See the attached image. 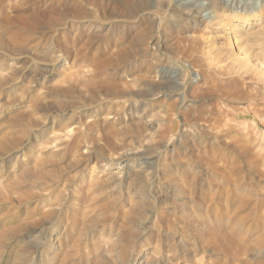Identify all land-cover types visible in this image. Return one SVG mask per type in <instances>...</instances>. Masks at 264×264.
<instances>
[{
    "label": "rangeland",
    "instance_id": "rangeland-1",
    "mask_svg": "<svg viewBox=\"0 0 264 264\" xmlns=\"http://www.w3.org/2000/svg\"><path fill=\"white\" fill-rule=\"evenodd\" d=\"M121 1L0 0V126L7 105L18 106L12 115L44 111L0 158V215L19 204L18 216H0V232L19 221L30 229L6 237L0 261L25 246L34 249L19 264H122L108 250L129 212L135 264H264V246L252 242L264 220V159L230 173L203 159L229 126L264 154V119L253 112L264 109V0H188L217 11L211 21L181 2ZM103 3L121 11L103 17ZM119 40L127 55L111 58ZM219 146L230 158L227 143ZM185 168L195 193L184 192ZM227 195L245 199L219 230L242 222L229 239L248 257L201 243Z\"/></svg>",
    "mask_w": 264,
    "mask_h": 264
},
{
    "label": "bare ground",
    "instance_id": "bare-ground-1",
    "mask_svg": "<svg viewBox=\"0 0 264 264\" xmlns=\"http://www.w3.org/2000/svg\"><path fill=\"white\" fill-rule=\"evenodd\" d=\"M124 1L127 0H122L121 2L123 3ZM170 1H174V2H181L182 5H188L187 7H189L188 9L193 12V15L195 16H202L206 19H209L210 21L214 18L217 17L216 15L218 14L217 11L214 10H209L208 8H204L203 5L197 4L196 6H191L188 0H170ZM114 5L110 6L107 3H103L102 5H100L101 8H98L96 11L100 12L101 15H103V17L111 15L113 13V11H121V8L119 6H117V3H113ZM124 4V3H123ZM180 4V6H181ZM176 5V4H175ZM133 7L134 6H128L127 7V12L131 13L133 11ZM96 9V8H95ZM216 9V8H215ZM163 13V12H162ZM100 17V16H98ZM102 17V16H101ZM100 18V20L98 19V21L100 22H106L104 19H109V18H104L103 19ZM194 17V16H193ZM163 18V17H162ZM111 19V18H110ZM161 20V19H159ZM103 24V23H102ZM222 24V23H221ZM219 25V24H218ZM224 27V26H223ZM61 28V27H60ZM235 29V28H234ZM238 31V30H237ZM146 34V33H145ZM236 34V33H235ZM156 35V34H155ZM156 37V36H155ZM152 39L151 37L149 38V40ZM90 40V39H89ZM141 40V39H140ZM120 41V40H119ZM118 41V42H119ZM245 41V40H244ZM121 41L118 43V45L113 46V49L118 51L117 53H119V55H111V58L114 57H125L127 55V53L121 49ZM92 45V44H91ZM132 46V45H131ZM127 48V47H126ZM82 51V50H81ZM80 51V53H81ZM115 51V52H116ZM140 52V51H139ZM140 56V55H139ZM76 57V56H75ZM109 57V56H108ZM130 60V59H129ZM133 60V59H132ZM107 62V61H105ZM154 66V65H153ZM98 67V66H96ZM149 72V71H148ZM148 74V73H147ZM12 81V80H11ZM1 84V83H0ZM88 84V83H87ZM89 86V84L87 85ZM2 88V86H0ZM117 87V86H116ZM188 87V86H187ZM56 88V87H55ZM106 91V90H105ZM131 91V90H130ZM177 92V91H176ZM95 93V92H94ZM114 93V92H112ZM58 94V93H57ZM181 94V102L180 105L183 107L185 106L188 101H187V97L185 96V90L183 88V91ZM111 95V94H110ZM135 95V94H134ZM1 97V96H0ZM121 97H125L127 99L132 98V95L126 94V96H119V98ZM1 99V98H0ZM8 101V100H7ZM60 103V102H59ZM9 104V103H8ZM2 106V104H0ZM258 105V104H257ZM8 109H7V123L5 126L1 127L0 126V158L3 157H10V153L12 151H14V149L18 146L20 139H22L19 135V133L24 134L25 132V127H23V124L26 123L27 121H29L32 116H38L41 113H43V108L42 107H36L33 112H31L28 116H24L21 114H9L11 112H15V110H17L16 108L18 106H14V107H10L9 105ZM41 106V105H40ZM57 106V105H56ZM59 106V105H58ZM5 108V107H4ZM253 110V109H251ZM2 111V110H1ZM0 111V112H1ZM19 112V111H18ZM253 112L255 113L256 116H258L259 118H263L264 119V109L256 107V109L254 108ZM5 113V112H4ZM253 113V114H254ZM3 114V113H1ZM191 115V114H190ZM79 116V115H78ZM208 118V117H207ZM85 120V119H84ZM6 121V120H5ZM216 121V120H215ZM218 121V120H217ZM43 122V121H42ZM220 122V121H219ZM262 123V122H261ZM4 124V123H3ZM201 124V123H200ZM258 124V123H257ZM42 125V123H41ZM83 125V124H82ZM214 126V125H213ZM220 126V125H219ZM87 128V127H86ZM218 128V127H217ZM238 128V127H237ZM236 128V126H229L226 130L224 131H217L218 133H216V137L214 138L213 142V150L210 149V151L208 152H203V155H205L206 157L203 156V159L205 163L207 164V167L213 172H219L221 171L222 173L225 172V169L227 168V170H238L240 172V170H242V168L244 166L248 167V168H252V167H258L261 163V161L264 159V154H262L261 152H257L256 150L253 149V147L250 145L248 138H244L242 136V134L240 133V131ZM170 129V128H169ZM215 129V128H214ZM195 130V129H194ZM219 130V129H218ZM78 131V130H77ZM201 134V133H200ZM199 132L197 133L196 138L195 139H199L200 136ZM194 136V135H193ZM203 138V137H202ZM191 139V138H190ZM193 139V140H195ZM225 142L227 143V147L225 150H228L229 153L231 154V157L228 159H225L224 156V152L223 150H220L221 147L219 146L220 142ZM207 144V143H206ZM188 145V144H187ZM190 148V147H189ZM209 150V149H208ZM209 156V157H208ZM262 164V163H261ZM204 169V168H203ZM246 169V168H245ZM182 170V169H181ZM247 170V169H246ZM230 171V172H231ZM252 171V170H251ZM190 171L185 168L182 172L180 177L183 180L185 189L184 192L188 191L191 193H195V187L197 185L196 180H194L193 178L190 180L189 177L190 176ZM229 172V171H226ZM225 172V173H226ZM229 172V173H230ZM253 172V171H252ZM224 173V174H225ZM259 173V172H258ZM258 175V174H257ZM261 175V173H260ZM263 175V174H262ZM169 176V175H168ZM222 176V175H221ZM259 177V176H258ZM195 178V177H194ZM263 178V177H262ZM228 179V178H227ZM260 179V178H259ZM189 180V181H188ZM262 181V180H261ZM191 186V188H190ZM190 188V189H189ZM183 191V190H182ZM186 192V193H188ZM3 195V194H2ZM218 195V194H216ZM223 195V194H221ZM63 196V195H62ZM228 196V195H227ZM179 197V196H178ZM209 197V196H208ZM214 197V196H212ZM249 197V196H248ZM3 198V197H2ZM196 198V197H195ZM218 198V197H217ZM216 198V199H217ZM222 198V197H220ZM206 199V198H205ZM223 199V198H222ZM244 197H242L240 200L236 199L234 196H228L226 197V199H224V201L220 204L222 206L221 208V213L220 214H216L217 211L213 212L212 210V218H210V222L208 223L210 226V228L206 229L205 231H203V234L200 237L201 243L204 247V250H208L209 252H213L214 249L215 250H219L221 248V246L223 245H227L225 249V251H231L232 255L234 257H239L241 255H246L247 257L249 256V249L246 246H234L233 243L230 241L229 238L232 239L231 235H235V233L238 231L240 232L242 230V222L240 223H236L232 228H230V231L226 232V231H222L219 230V226L222 222H225V220H229V213L228 211L230 210L231 204H235L234 207H236V205H239L242 203V201H244ZM40 200V198H39ZM59 200V199H57ZM197 200V199H196ZM207 200V199H206ZM229 200L228 205H226L225 207H223L227 201ZM55 201V200H54ZM61 201V200H60ZM4 202V201H0ZM13 202V201H11ZM36 202V201H35ZM198 203V202H197ZM217 203V202H216ZM245 203V202H244ZM3 204V203H2ZM7 204V203H6ZM212 204V203H209ZM21 205V203H20ZM23 205V204H22ZM38 205V204H37ZM203 205V204H200ZM216 205V204H215ZM246 205V204H245ZM39 206V205H38ZM244 206V205H242ZM44 207V206H42ZM55 207V206H53ZM19 208V204L17 203V206L15 207V210ZM49 208V207H48ZM237 208V207H236ZM55 209V208H54ZM215 209V208H213ZM14 212H5L3 214H1L0 216L2 217L1 219H5L6 215H11L14 217L15 215L19 214L17 213V211ZM49 210V209H48ZM78 210V209H77ZM41 211V210H40ZM219 212V211H218ZM32 213V212H31ZM34 213V212H33ZM36 214V213H35ZM34 214V215H35ZM232 214L233 216L235 215V208L232 210ZM46 215V212L44 214H42L41 216ZM56 215V214H55ZM129 215L130 213H122L121 216L119 217L118 220L119 223H117V227L115 229V231H113V235L115 237V242H113L112 245H110L108 252L109 253H116L119 256V260L122 264H135L136 263V254L132 252V250L129 248L128 246V242H127V237L128 235H130L131 230L127 227L128 223H129ZM10 216V217H12ZM18 216V215H17ZM48 216V214H47ZM31 217V216H30ZM45 217V216H44ZM236 218V216H234ZM8 218V217H7ZM6 218V219H7ZM47 218V217H46ZM114 218V217H113ZM193 218V217H192ZM195 218V216H194ZM263 218V217H262ZM10 219V218H8ZM115 219V218H114ZM198 219V218H196ZM233 219V218H232ZM260 219V218H259ZM258 219V220H259ZM2 220V221H3ZM12 220V219H11ZM257 220V222H258ZM199 221V220H198ZM203 221V220H202ZM244 221V220H243ZM262 222L256 223V227H255V231L258 233H255L252 238L253 239V246L255 247H263L264 246V220H260ZM12 222V221H11ZM43 222V221H42ZM6 223V220L4 221V224ZM186 223V222H185ZM184 223V224H185ZM190 223V222H189ZM254 223V222H253ZM29 224V223H28ZM193 224V223H192ZM130 225V224H129ZM189 225V224H188ZM194 225V224H193ZM206 224H204L205 226ZM3 226V225H2ZM191 227V226H190ZM10 228V227H9ZM197 228V227H194ZM7 229V228H6ZM0 232V256L2 254V252L4 253L3 249L6 246V249L8 248V246H11V243H7L8 239H6V237H8L9 235L12 236H19L20 234L23 235L24 233L27 232L28 229V225L27 222L23 221V222H18L17 225L15 224L14 227ZM198 229V228H197ZM249 229V228H248ZM192 231V230H190ZM196 231V230H194ZM194 235H197V231L193 232ZM185 235V234H184ZM238 235V233L236 234ZM17 236V237H18ZM161 236H159V234L157 235V239H156V243L154 246V252L158 253L159 249L161 247L160 242H158V239ZM187 237V236H185ZM46 238V237H45ZM183 238V237H182ZM198 238V237H197ZM11 239V237H10ZM13 239V238H12ZM188 239V238H187ZM7 240V241H6ZM243 240V239H242ZM38 242V241H37ZM112 242V241H110ZM243 242V241H242ZM26 245V244H25ZM108 246V245H107ZM21 247V246H20ZM34 249V248H33ZM32 249V251H33ZM130 249V252H129ZM17 251V252H16ZM16 255L13 257V261L12 262H8L6 263V260L4 262V264H19L21 261H23L24 259H28V257L32 254V251L30 248H25V246L19 250H16ZM35 251V250H34ZM106 252V251H105ZM261 252V251H260ZM108 253V254H109ZM4 255V254H3ZM33 259V258H32ZM151 259L149 257H146L145 259V264H151L149 261ZM153 260V259H152ZM155 262V261H154ZM140 263V262H139ZM0 264H2V262L0 261ZM153 264V263H152Z\"/></svg>",
    "mask_w": 264,
    "mask_h": 264
}]
</instances>
